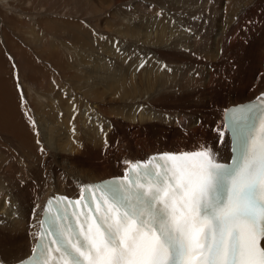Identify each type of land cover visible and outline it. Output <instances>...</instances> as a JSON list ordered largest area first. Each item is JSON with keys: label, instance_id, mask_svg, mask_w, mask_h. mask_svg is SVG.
Returning a JSON list of instances; mask_svg holds the SVG:
<instances>
[{"label": "bare ground", "instance_id": "6f19581e", "mask_svg": "<svg viewBox=\"0 0 264 264\" xmlns=\"http://www.w3.org/2000/svg\"><path fill=\"white\" fill-rule=\"evenodd\" d=\"M260 1L261 0H233L227 2V6L232 5V16H236L235 18L237 19L239 17H247L246 15H248V13H252V11L255 10V6L259 4ZM204 3L200 2L199 6H194L191 4L186 5L189 8V11H187L186 13L195 17L196 14L199 13L198 11L202 8ZM137 4L138 6H140V2ZM208 5L209 4H207V6ZM140 8L142 9L143 7L140 6ZM126 12H124V14H121L119 10V14H121L124 18H127L129 16V14L128 16L125 14ZM25 19V21H22L21 19L20 22L22 25H25V30L22 29V32L26 35L32 36V38L33 35H36V38L32 39L33 42H36V47L39 44L41 50L43 49L47 51L48 57L54 56L56 58V61L53 60L55 63L49 62V66L52 65V71L54 72H51V69H48L46 75L38 76V80L33 83V86L36 87L38 92L40 93L38 94L40 100H47L50 103L41 107L39 105H33L30 102L29 97L27 96V106H29L31 109L29 112L27 111L26 107V109H24L21 106L23 100L21 97H18L20 95H17V90L13 92L12 95L10 94L8 96H4L2 94L3 96H0V120L2 121L1 124L4 123V127L0 126V135L6 134L7 138L2 137L4 142L9 141V138H12V136V139L16 138V140L19 141V149H16V152L19 151V154L23 153L24 151L27 154L31 152L36 153L39 160L41 159L47 162V171H45V169H42L43 166L42 168L37 167V169H32L31 166L26 165L22 161V158L17 157L16 159H14L15 152L12 153L13 151L11 153L14 159L13 161H16V163L13 161L10 162L9 154L6 158H0V174L7 173V176H0V261H2L3 264H15L16 262H20L27 256L31 255L38 236L40 221L43 214V207L45 201L49 197L56 196L58 194H66L70 197L80 198L83 193V187L86 183L114 176H124L127 174L129 166L134 164L136 160H145L154 154L163 152H192L207 147L211 150L212 153H214L215 160L224 161L228 159L231 153L230 137L225 129L224 124L225 109L228 106L251 100L264 91V84H261L262 81H264V43H260V46H253V44H251L250 50L252 51L251 53L254 54L252 56L253 63L248 65L250 66L249 72H251L253 68L254 70L252 71L253 74H250L251 76L247 75L248 79L241 81L240 79H237V82H234L233 88L240 90V93H238L239 96L230 97V99L226 101H218L213 98V95L217 91H213L214 83L219 79L221 80V78L219 77L220 74H222L226 78L222 63L223 61L230 59V53L232 52L233 48L232 46L235 42L234 40H231L230 43L232 45L227 46V42L230 39L227 40L226 36L228 38H230L231 36L229 35V37L225 34V31H222L219 33V39H217L216 41L215 53L212 54L213 63L206 69V75L204 74V76H202V82H204V85L206 87L207 85H209L211 89V92L208 94V96H206L207 98L202 97L203 100L205 98L207 100L203 101L201 106L196 107L195 102L199 98L192 97L193 103H191L192 105L189 108L191 109V112L187 110V107L183 106L181 109H177L178 112L172 115L173 120L178 124L186 118L189 123L191 122L188 127L186 126V131L181 132V134L179 133V130L176 131L177 135L175 136L179 139L180 136L184 135L186 137H184L186 141L176 143L179 140L175 139L173 142L163 143L162 140L159 145L157 144V146L148 145L146 141H144V137L142 136V134H139L141 126L139 121L144 120L145 118L152 117L144 115L145 113L143 112H146V110L143 111L141 109L146 106L145 104H143L145 103V101H136L141 102L144 105L139 106V111L137 112L136 107L138 105H134L135 109H131L130 112H126L127 108L125 111V107L121 108L120 112L115 111L116 105H114V108L112 105L114 103H118L120 98L116 99L114 98L115 96L110 97L108 95V90H106L102 86H84L86 83L85 77H88L83 76V73L85 71L84 69H86V71H89L88 69L91 70V67L89 68L88 65L82 63V68H78L77 66H80V64L76 63L71 58V60H66V63L60 61V59L58 58L59 54L57 53L60 52V48L63 49L60 54H64V52L66 51L69 52L70 49L67 48L66 50H64L67 46L60 43V41H57V43H55L54 41L53 43H50L49 37L51 35L49 33L38 31L35 27L38 23L35 25V23L29 17H26ZM249 20L248 22H250ZM238 21L239 23L241 22V20ZM146 22L147 24H141L140 26L141 29L148 30L144 31V35L141 36V38L144 39L142 41H145L147 43L146 44L144 42L147 48L157 46L160 47V45L164 46L165 48H163L161 54H165L171 57L170 60H172V62L170 63V61H168V63L170 64H166L170 67L169 69L174 72V76L177 75L178 72L176 70L179 64H183V60L185 59V57H189V55H186L185 52L172 50L173 46H175V48H180L183 45L193 46L194 44H196V46H198V44L200 46L201 44L202 46L203 41H200L201 39H199V35H195L196 40L194 39V36L191 38H187L186 35H183L184 28H181L176 24H173V30L176 33H174V37L172 39L167 33L169 30L166 32L165 27H162L161 24L156 27L158 29L156 34L153 31L154 33L151 35L150 28L153 24L149 21ZM244 23L246 24V22ZM237 25L238 24H236V26ZM241 25L243 26V24ZM127 27H125L127 34H130V32L132 35L140 33V29H138L136 26H134L136 29L133 27V30H129L131 29L129 28V25ZM233 27L234 26H232V29ZM176 29L178 30L176 31ZM240 30L241 29H239V31ZM141 33H143V31ZM245 35L247 36V33ZM155 38L156 41H154ZM188 39L193 41L188 42ZM202 39L204 40L205 38ZM79 41H81L80 38ZM54 43L57 44V47H54ZM20 48L21 50H24L22 47ZM151 50L153 49L151 48ZM257 51H259V54H257ZM20 53L21 52H19V55ZM190 57L192 58L193 56ZM195 57H193V59H196ZM244 66L245 69L248 68L246 65ZM166 69L164 68L165 73L159 71L156 73V75L151 74L156 79L147 80L148 84L152 86L154 82H158L159 75L168 74V70ZM241 69L243 70V68ZM171 71L169 72L171 73ZM183 73L185 72L183 71L182 74ZM242 73L246 74L245 72ZM169 76H171V74ZM247 76L245 75V77ZM196 77L194 79H196ZM133 78V74L130 78H128L129 80H127L126 76L122 75L120 78L118 76L111 79V81H109L108 83L115 84L112 88V91H117L120 87H123L125 85L126 87L124 88L123 96L130 95L132 92H135L132 88L134 84ZM187 80L189 79L187 78ZM192 83L193 82H191V84ZM87 84L89 83L87 82ZM188 84L191 85L190 83ZM92 93H96L99 95L98 101H93L90 98L89 94ZM203 95L205 96L204 92ZM11 98L13 100H11ZM14 104L16 106L13 108H17L16 112L14 111V117L18 118L16 120L14 117H9V115L11 114V110L9 109L10 107L12 108ZM85 105H87L86 111L84 109ZM140 109L142 110L141 112ZM19 111L20 113L18 114ZM41 111L43 113H41ZM47 115L50 117L49 120ZM73 116H77L76 118L81 120L84 119L85 122H87V120L92 117V120L97 123V126H93L95 128H91L92 130L89 131L88 134H83L81 133V131L77 133V130H75L74 127V125L77 123L73 119ZM27 117L30 119H27ZM10 118L11 120H14L16 122L19 120L17 122L18 124L14 123L16 126L13 125V127L16 128H14L15 132L13 131V135H11V129H9L10 131L6 130L7 132H5L4 129L6 122H9ZM24 120H26V122L30 126L28 124L26 125L23 122ZM101 121H104V123L103 125L101 124L102 127L101 129H99L98 123L100 124ZM11 124L12 122H10L8 126H11ZM121 129L127 130L130 136H128V134L122 133L123 131H121ZM217 129H223L224 135H218ZM60 130L63 131L59 132ZM2 144L4 143L2 142L0 146ZM5 145L6 143L4 144V146ZM41 148L45 149V151L41 152ZM4 150H6L7 152V148ZM37 162L38 161H36V163ZM3 176H6L7 179L11 182V186L10 188L7 187V190L5 188V186L7 185V180L6 177L5 179L1 178Z\"/></svg>", "mask_w": 264, "mask_h": 264}, {"label": "rangeland", "instance_id": "374dc122", "mask_svg": "<svg viewBox=\"0 0 264 264\" xmlns=\"http://www.w3.org/2000/svg\"><path fill=\"white\" fill-rule=\"evenodd\" d=\"M178 1L179 0H0V96L2 94L4 96H8L10 94L12 95L13 92L17 90V95H20L18 97H21L23 100L21 106L24 109L27 108V111L29 112L31 109L29 106H27V96L33 105H39L41 107L50 103L47 100H40L38 96L40 93L38 92L37 88L33 86V83L38 80V76L46 75L48 69H51V72H54L52 71V65L49 66V62L53 63L56 61V58L50 55V57H48L47 51L43 49L41 50L39 44L37 45V47H39H36V42H33L32 40L33 38H36V35H33L32 38V36L26 35L22 32L25 30V25L20 23L21 19L22 21H25V18L29 17L35 23V25L38 23L35 26L38 31L44 33L47 32L51 35L49 37L50 43H53V41L55 43L60 41V43L67 46L64 50L67 48L70 49L69 52L66 51L64 54H60V52L63 50L60 48V52H57L59 54L58 58L60 61L66 63V60L68 61L72 59L76 63L80 64V66H77L78 68H82V63L88 65L89 68L91 67V70L88 69L89 71L84 69L86 72L84 71L83 76H88L87 78L85 77L86 83L84 86H102L108 90V95L110 97L115 96L114 98L116 99L120 98L118 103H114L112 105L113 108L114 105H116L115 111L120 112V109L125 107V111L127 108L126 112H130V110L134 108V105H138L136 107L137 112L139 111V106H144L143 104L146 105L141 109L143 111L146 110V112H143L145 113L144 115L152 117L139 121L141 125L139 134H142L144 141H146L148 145L157 146V144L159 145L162 140L163 143H170L175 139L179 140L176 143L186 141V137L184 135L180 136L178 139V137L175 136L177 135L176 131L179 130V133L181 134V132L187 130V127L191 122L189 123L186 118L178 124L173 120L172 115L178 112L177 109H181L183 106L187 107V110L191 112V109L189 108L192 105L191 103H193V98L195 97L199 98L195 102L196 107L201 106L203 101L207 100L206 96H208V94L211 92V89L209 85H207V87L204 85V82H202V76H204L206 69L213 63L212 54L215 53L216 41L219 39L220 32L225 31L226 35L231 36H229L230 38L226 36L227 40L230 39L227 42V46L232 45L230 43L231 40H234L235 42L232 46L233 48L232 52L230 53V59H227L222 63L223 69L225 70L224 74L226 75L227 79L225 76L220 74L219 77L221 80L219 79L214 83L213 91H217L213 95V98L218 101H226L230 99V97L239 96L238 93H240V90L233 88L234 82H237V79H240V81L246 80L248 79V76H251L250 74L254 68L251 72H249L250 66L248 64L253 63L252 56L254 54L251 53L252 51L250 50V45L253 44V46H260V43H264V0H261L260 3L255 6V10H253L254 14L252 11V13H248V15H246L247 17H239L237 19L235 18L236 16H232V5L227 6V2L233 0ZM139 2V5L143 7L142 9L137 4ZM200 2L204 4L201 9L199 7V13L196 14L195 17L186 13L189 11V8L186 5L191 4L194 6H199ZM207 4L209 5L207 6ZM133 9L137 10L138 12ZM119 10L121 14H124V12L127 10L125 14L127 16L129 14V18H124L121 14H119ZM238 20H241L240 23L243 24L245 28L239 23ZM248 20L250 22H248ZM146 21L152 22L153 24L150 28L151 35L154 32L156 34L158 30L156 27L161 24L162 27H165L166 32L169 30L167 33L172 39L174 37V33H176L173 30V24H176L181 28H184L183 31L185 33L183 32V35H186L187 38L194 36L195 39V35H199V39H201L200 41H203L202 46L201 44L200 46L199 44L198 46H196V44L193 46L183 45L180 48H175V46H173L172 50L185 52L186 55H189V57H185L183 64H179L176 70L178 72L177 75L174 76V72L171 71L170 73L168 71V74L166 75H159L158 82H154L152 86L148 84L147 80L156 79L152 75H156V73L159 71L165 73L164 68H167L166 70H168L170 67L167 64H170L172 60H170V56L161 54V51L163 48H165L164 46L160 45V47H151L153 49L151 50L149 46V48H147V46L144 44L145 41H142L144 39L141 38V36L144 35V31L148 30L141 29L140 26L141 24H147ZM244 22H246V24ZM236 24H238L237 26L239 28L236 26ZM128 25L129 28H131L129 30H133L135 28L134 26H136L138 29H140V33L133 34L134 36L131 34V32L130 34H127L125 27ZM232 26L236 27H233L232 29ZM239 29L241 30L239 31ZM177 30L178 29H176V31ZM142 31L143 33H141ZM246 33L247 36L245 35ZM79 38L81 41H79ZM202 38L205 39L203 40ZM154 41H156V38ZM190 41L193 40L188 39V42ZM56 45L57 44H55L54 47H57ZM20 47H22L24 50H21ZM19 52H21L20 55ZM257 54H259V51H257ZM190 56H196V59H193V57L191 58ZM234 60H237V64ZM168 61H170V63H168ZM141 65L143 66L141 67ZM244 65H246L248 68L245 69ZM241 68H243L245 71H243ZM183 71L185 73L182 74ZM240 71L245 72L246 74ZM132 74L134 77V84L132 88L135 92H132L130 95L123 96L124 88L126 87L125 85L120 87L117 91H112V88L115 84L108 83L111 81V79L118 76L120 78L122 75H124L127 77V80H129L128 78H130ZM170 74L171 76H169ZM245 75L248 76L245 77ZM195 77L196 79H194ZM187 78L190 81L187 80ZM87 82L89 84H87ZM191 82L193 83L191 84ZM263 82L264 81L261 83L262 85L264 84ZM188 83H190L192 86ZM203 92L205 93V96L203 95ZM89 96L93 101L99 100V95L96 93L89 94ZM202 97L206 98L203 100ZM11 100L13 99L11 98ZM137 100H144L145 103L142 104L141 102H136ZM15 106L16 105L14 104L12 108ZM12 108L10 107L9 109L11 110V114L9 115L11 118L14 117V111L16 112L17 109ZM84 109L86 111L87 105L84 106ZM141 109L140 112L142 111ZM19 113L20 111L18 114ZM41 113L43 112L41 111ZM47 117L49 120L50 117L48 115ZM76 117L77 116H73V119L77 123L74 125L77 133L81 131L83 134H88V132L92 130L91 128H95L97 126V123L92 120V117H90L87 122H85L84 119L81 120ZM11 118L9 122L7 120L5 121H7V126L10 122H12L11 126L13 127V125H15L14 123L18 124L17 122L19 120L16 122L11 120ZM14 118L15 120L18 119L17 117ZM27 119L30 118L27 117ZM1 122L2 121L0 120V126L4 127V123L1 124ZM23 122L26 125L28 124L26 120ZM103 123L104 121H101L100 124L98 123L99 129H101ZM6 125L4 128L5 132L10 131L9 129H11L10 132L11 135H13V131L15 132L16 128H12L10 125L7 128ZM62 131L63 130H60L59 132ZM121 131H123L122 133L128 134V136H130L127 130L121 129ZM0 137V144L3 142L7 145H5L6 147L4 144L0 146L1 159L6 158L9 154L10 162L19 157L22 158V161L26 165L31 166L32 169H37V167L42 168L43 166L42 169L47 171V162L41 159L39 160L36 153L31 152L29 153V156V154H27L25 151L21 154H19V151L16 152V149H19V141H17L16 138L12 139V136V138H9V141L4 142L2 137L7 138L6 134H1ZM6 148L7 152L4 150ZM11 152H15L14 159ZM36 161L38 162L36 163ZM13 162L16 163V161ZM2 175L7 176V173H1L0 176ZM6 176L1 178L5 179ZM6 180L7 185L5 188L7 190L10 188L11 182L7 179V177Z\"/></svg>", "mask_w": 264, "mask_h": 264}, {"label": "snow or ice", "instance_id": "6c2138e0", "mask_svg": "<svg viewBox=\"0 0 264 264\" xmlns=\"http://www.w3.org/2000/svg\"><path fill=\"white\" fill-rule=\"evenodd\" d=\"M228 120L230 166L207 147L165 152L89 185L90 201L49 200L32 264H264V101Z\"/></svg>", "mask_w": 264, "mask_h": 264}]
</instances>
